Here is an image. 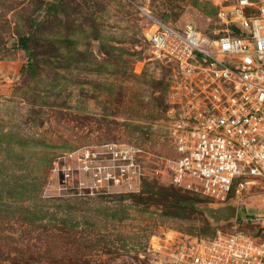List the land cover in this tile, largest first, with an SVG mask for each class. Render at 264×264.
I'll return each instance as SVG.
<instances>
[{
	"label": "rangeland",
	"instance_id": "1",
	"mask_svg": "<svg viewBox=\"0 0 264 264\" xmlns=\"http://www.w3.org/2000/svg\"><path fill=\"white\" fill-rule=\"evenodd\" d=\"M233 2L0 0V264H180L219 231L264 241V182L230 200L238 216L218 225L205 207L222 204L170 183L172 68L146 38V12L214 35ZM107 142L145 150L139 191L49 178L60 159L78 166Z\"/></svg>",
	"mask_w": 264,
	"mask_h": 264
},
{
	"label": "built area",
	"instance_id": "2",
	"mask_svg": "<svg viewBox=\"0 0 264 264\" xmlns=\"http://www.w3.org/2000/svg\"><path fill=\"white\" fill-rule=\"evenodd\" d=\"M146 17L152 50L172 68L170 183L212 204L241 199L264 182V0H234L220 14L224 30L214 35L193 22L178 25L150 12ZM144 155L138 145L107 142L101 151L85 149L78 166L60 168V159L49 178L60 170L92 194L137 192L146 176ZM177 262L264 264V241L219 231L186 247Z\"/></svg>",
	"mask_w": 264,
	"mask_h": 264
},
{
	"label": "water",
	"instance_id": "3",
	"mask_svg": "<svg viewBox=\"0 0 264 264\" xmlns=\"http://www.w3.org/2000/svg\"><path fill=\"white\" fill-rule=\"evenodd\" d=\"M207 216L213 224L218 225L235 220L238 216V206L234 202H227L219 206H206Z\"/></svg>",
	"mask_w": 264,
	"mask_h": 264
},
{
	"label": "trees",
	"instance_id": "4",
	"mask_svg": "<svg viewBox=\"0 0 264 264\" xmlns=\"http://www.w3.org/2000/svg\"><path fill=\"white\" fill-rule=\"evenodd\" d=\"M165 18V17H164ZM32 38V34H29V35H23V36H21V38H20V41H21V47H22V49H24V50H26V51H30V48H29V46H28V42H29V40ZM177 189V188H176ZM178 190H181V189H178ZM181 191H183V190H181ZM183 192H185V191H183ZM185 193H188V194H190L189 192H185ZM191 196H195L196 198H201V199H204V198H202V197H199V196H196V195H192V194H190ZM205 200H207V199H205ZM232 200V199H231ZM215 237V236H214Z\"/></svg>",
	"mask_w": 264,
	"mask_h": 264
}]
</instances>
